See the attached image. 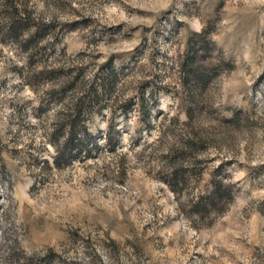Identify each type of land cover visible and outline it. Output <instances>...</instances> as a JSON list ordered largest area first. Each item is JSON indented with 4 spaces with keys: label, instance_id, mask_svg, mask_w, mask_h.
Returning a JSON list of instances; mask_svg holds the SVG:
<instances>
[{
    "label": "rangeland",
    "instance_id": "374dc122",
    "mask_svg": "<svg viewBox=\"0 0 264 264\" xmlns=\"http://www.w3.org/2000/svg\"><path fill=\"white\" fill-rule=\"evenodd\" d=\"M0 264H264V0H0Z\"/></svg>",
    "mask_w": 264,
    "mask_h": 264
},
{
    "label": "trees",
    "instance_id": "16d2710c",
    "mask_svg": "<svg viewBox=\"0 0 264 264\" xmlns=\"http://www.w3.org/2000/svg\"><path fill=\"white\" fill-rule=\"evenodd\" d=\"M13 18H15V17H13ZM15 20L16 19H13V21L10 22V24L7 27H4V30L11 34V38L13 40H15V42L19 43L18 39H19V36L21 33V28H20V25L17 24V22ZM23 45L25 46V44H23ZM80 109H81V105L77 104L72 109V111L69 113V117L66 119L65 124L62 125V127L64 126L62 129H67V137L63 142L64 145L61 147L59 144L55 143V140H52V144L55 145V148L57 149L59 155L61 154L64 147H66L68 145V142L75 139V136L77 135L76 126H77V124L79 122V118H80Z\"/></svg>",
    "mask_w": 264,
    "mask_h": 264
}]
</instances>
